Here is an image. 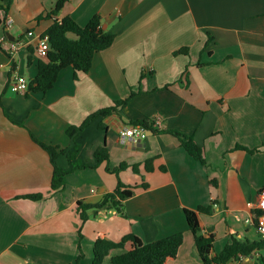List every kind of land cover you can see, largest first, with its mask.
Wrapping results in <instances>:
<instances>
[{
	"label": "crops",
	"instance_id": "crops-1",
	"mask_svg": "<svg viewBox=\"0 0 264 264\" xmlns=\"http://www.w3.org/2000/svg\"><path fill=\"white\" fill-rule=\"evenodd\" d=\"M54 6L55 0H14L8 13L0 10V264H75L80 243L79 264H92L99 238L120 242L133 234L149 244L177 233L184 242L165 264H203L184 209L210 205L213 212L198 218L215 236L212 257L233 238L260 242L250 206L264 189V0H69L53 19L39 20ZM95 16L115 40L95 55L89 73L76 77L66 68L45 93L10 90L18 77L36 78L45 60L39 41L56 20L71 17L86 27ZM183 48L187 53L176 54ZM132 90L141 92L122 116H99L82 134L68 136L69 128ZM143 120L153 122L154 132L121 146L119 130ZM167 130L193 137L206 165ZM34 138L67 150L77 146L82 163L96 164L95 150L103 145L110 158L71 172L65 188L53 191L50 156ZM58 163L72 169L66 156ZM122 163L129 167L121 181L137 186L124 203L125 216L109 208L91 211L82 223L78 202L96 204L114 192L118 179L111 171ZM37 194L42 198H26ZM132 248L129 242L113 250L103 264ZM226 264H264V246Z\"/></svg>",
	"mask_w": 264,
	"mask_h": 264
},
{
	"label": "trees",
	"instance_id": "trees-1",
	"mask_svg": "<svg viewBox=\"0 0 264 264\" xmlns=\"http://www.w3.org/2000/svg\"><path fill=\"white\" fill-rule=\"evenodd\" d=\"M3 5H0V10L8 13L14 0H2ZM69 0H55V6L51 11H48L40 19H53L63 9ZM3 18L0 16V25L3 23ZM69 34L76 36L75 39L69 37ZM49 37L51 49L45 60H41L38 64V74L36 78L29 82V90L26 93L41 92L45 93L52 89L57 82L60 73L69 67L75 71V76L79 74H87L92 68L93 59L95 55L109 48L114 40L115 35L104 31L101 27V20L98 16L93 17L86 27H80L71 17H66L61 21L56 20L54 24L45 33ZM44 35V36H45ZM187 53V48L180 49L176 54ZM143 79V78H142ZM141 79V81H142ZM132 90L130 96L126 99L116 101L113 106L101 109L89 115L80 126L69 128L67 134L69 137L74 138L82 134L90 124L99 116L109 117L114 114L122 116L123 109L127 106L129 101L138 93ZM131 125H142L149 131L154 132L153 122L145 120L133 122ZM100 128H104L102 125ZM175 136L180 146L183 147L188 154L206 165L204 149L199 147L193 137L182 133L178 130H167ZM50 156V161L53 166V177L51 188L53 191H61L65 188V178L71 172L78 169L97 168L99 164L108 162L110 158L109 151L105 145L99 146L94 153L96 164H92V160H87L85 163L77 160L78 147L74 150L62 149L58 146L48 145L42 143L34 138ZM243 148V147H242ZM245 149V148H244ZM256 150H250L255 152ZM66 156L68 163L72 166L71 170H66L58 163L60 157ZM153 158L146 161V169L148 172L153 171ZM129 167L128 164L122 163L111 172L116 175L118 185L114 192L105 195L101 202L96 204L85 203L79 201L77 210L80 215L82 223H85L90 218V212H98L103 209L114 208L120 214H124V203L135 194L137 186H127L120 179V173ZM138 165L133 166V170L138 172ZM108 171L110 169H107ZM165 171L166 168H161ZM147 184H142L143 188H147ZM26 198L32 200H39L42 198L41 194L29 195ZM213 212V205L204 207L200 206L197 210L184 209V214L188 222L189 230L192 232L195 240V247L199 260L203 264H226L231 259L240 256H250L253 252L263 248V242H249L240 241L233 238L232 242L223 249V251L215 256H211L213 244L215 241L214 234H207L199 222V214H211ZM80 239H82L81 229H79ZM131 242L133 245L132 250L120 254L112 258V264H165L168 259L175 258L179 252L180 247L184 242V234L177 233L164 239L144 244L135 235H127L120 242H114L107 238H99L94 245V260L92 264H103L104 260L111 254L113 250L123 249L127 243ZM80 255L75 264H79L83 258L81 243L79 244Z\"/></svg>",
	"mask_w": 264,
	"mask_h": 264
},
{
	"label": "built area",
	"instance_id": "built-area-1",
	"mask_svg": "<svg viewBox=\"0 0 264 264\" xmlns=\"http://www.w3.org/2000/svg\"><path fill=\"white\" fill-rule=\"evenodd\" d=\"M16 49V44L11 45ZM51 49L49 37L42 36L39 41L38 52L42 58H47ZM9 88L14 93H26L29 90V82L24 77H18L10 82ZM149 136V130L142 125H126L119 130V144L123 147L138 145ZM256 221L261 241L264 242V189L258 195L257 202L250 206Z\"/></svg>",
	"mask_w": 264,
	"mask_h": 264
}]
</instances>
